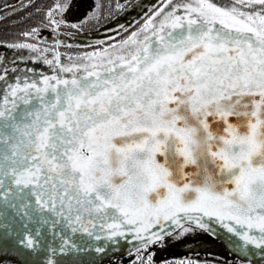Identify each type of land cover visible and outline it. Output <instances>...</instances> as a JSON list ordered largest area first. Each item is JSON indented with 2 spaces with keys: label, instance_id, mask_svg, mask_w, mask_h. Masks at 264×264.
<instances>
[{
  "label": "snow or ice",
  "instance_id": "obj_1",
  "mask_svg": "<svg viewBox=\"0 0 264 264\" xmlns=\"http://www.w3.org/2000/svg\"><path fill=\"white\" fill-rule=\"evenodd\" d=\"M67 8L46 13L55 29ZM111 39L67 62L7 45L54 74L9 82L0 66V200L62 233L131 236L133 264L212 222L264 252V0H161Z\"/></svg>",
  "mask_w": 264,
  "mask_h": 264
},
{
  "label": "rangeland",
  "instance_id": "obj_2",
  "mask_svg": "<svg viewBox=\"0 0 264 264\" xmlns=\"http://www.w3.org/2000/svg\"><path fill=\"white\" fill-rule=\"evenodd\" d=\"M36 2L38 0H35ZM34 1V2H35ZM50 1V0H48ZM53 8L57 3H67L68 8L63 13L54 12V18L57 20L63 19L64 24L59 29H55V25L49 24L48 21H42V26L36 28L38 35L33 38L20 37L15 31L9 32L6 30L3 35L4 38L10 40L16 35V41H0V66H5L9 69L16 68L18 71L10 72L8 78L14 74L19 73L21 70L27 69L25 64H31L33 71L45 72L49 69L47 64H44L39 59L36 53L30 52L27 49L18 50L7 47L8 44L13 42H27L35 43L40 49H49L45 53L49 59H52V50L55 49L62 54V60L67 62L69 55L76 56L84 52L92 51L94 48L106 46L112 43L111 38L119 40L128 35L130 31L139 28L149 15L160 5L161 0H151L154 6L148 7V11L137 21H130L123 28L110 31V37H103L105 45H98L95 40L101 38L103 30L107 27H114L125 22L131 15L135 7H141L145 4V0H55ZM147 1V0H146ZM21 0H1L2 5L0 10L3 9V14L9 13L10 7H20ZM33 2V1H31ZM26 3L27 5H31ZM12 8V7H11ZM52 8V9H53ZM143 14V13H142ZM95 17V18H93ZM71 24L78 25V28L70 27ZM129 24V25H128ZM55 29V30H54ZM121 29H123L121 31ZM4 31V30H3ZM1 37V36H0ZM22 38V39H21ZM92 40V41H91ZM60 42L59 44L57 42ZM94 41V42H93ZM69 45L71 47H69ZM46 66V67H45ZM3 82H0L2 87ZM185 234L184 236H177L173 233L174 238H168L164 242L163 247H153L150 249L155 252L156 264H163L164 261L175 264L180 260H192L196 264H256L263 263L264 261L249 262L244 260L241 256L235 255L226 247L218 236L209 232L204 236L202 230L195 229ZM179 230H177L178 232ZM208 246V247H207ZM136 257V249L127 254L114 253L108 257L104 264H133ZM0 264H17V260H5Z\"/></svg>",
  "mask_w": 264,
  "mask_h": 264
},
{
  "label": "water",
  "instance_id": "obj_3",
  "mask_svg": "<svg viewBox=\"0 0 264 264\" xmlns=\"http://www.w3.org/2000/svg\"><path fill=\"white\" fill-rule=\"evenodd\" d=\"M122 25L108 28L103 32L118 29ZM25 66L27 69L8 78L9 82L16 76L23 78L27 75L38 80L41 75L54 74L50 66L45 72L28 71L34 68L31 67V64H25ZM2 88L3 85L0 89ZM25 212L26 210L22 207L6 206L0 200L1 261L16 259L17 264H94L96 261H100V263L105 261L108 256L114 253H131L140 245V241L131 236L117 237L113 240L103 238L96 240L82 232L76 234L62 233L59 231L60 225H53L52 223V220L56 219L55 217H51L48 223H37L35 218L25 215ZM211 227L214 235L224 239L229 248L239 251L245 257L256 260L264 256V252L253 246H248L244 250L238 248L237 245L243 242L238 237L228 233L219 223L212 222ZM37 232L39 235L36 234ZM29 238L34 240L32 247L26 246L25 242ZM62 238H67L69 243L64 244ZM62 247L63 251H61ZM98 247H103L105 251L97 252L95 249Z\"/></svg>",
  "mask_w": 264,
  "mask_h": 264
},
{
  "label": "trees",
  "instance_id": "obj_4",
  "mask_svg": "<svg viewBox=\"0 0 264 264\" xmlns=\"http://www.w3.org/2000/svg\"><path fill=\"white\" fill-rule=\"evenodd\" d=\"M1 1V0H0ZM33 1V2H31ZM35 0H21L20 2V7H16L14 8L13 6H11L9 9V13L4 14V16L0 15V41H16L18 39H15L16 35L14 36V38L12 37L10 40L7 38H4L3 35H1L2 33L5 34L6 30H9V32L15 31L17 34H19L20 37L21 33L25 32V31H30L33 28H38V26H42V21H48L46 19V13L51 10L53 8V3L56 2L55 0H38L37 2ZM31 5H27L26 7H24V5L27 3H30ZM6 3H0V7L2 5H4ZM155 4H153L151 2V0H145V4L142 5L141 7H135V9L132 11L131 15L125 20L124 24L122 25L123 27L129 23L130 21H137L138 19H140V17H142L144 15V12L146 13V11H148L150 9L151 6H154ZM149 7V9H148ZM1 9V8H0ZM143 13V14H142ZM0 14H3V9L0 10ZM129 25V24H128ZM125 29V28H123ZM121 29V31L123 30ZM4 30V31H3ZM22 39V38H21ZM217 236V235H215ZM220 239V238H219ZM222 242L225 243V240L220 239ZM226 247L229 249V251H231L232 253H234L235 255L241 256L244 260H247L249 262H253V261H264V256L258 258V259H249L247 257H245L244 255H242L239 251L235 250V249H231L229 248L227 245ZM127 254V253H126ZM125 255V254H124ZM109 257V256H108ZM108 257L106 258V260L108 259ZM105 261L101 262L100 261H96L94 264H104ZM264 263V262H263Z\"/></svg>",
  "mask_w": 264,
  "mask_h": 264
},
{
  "label": "flooded vegetation",
  "instance_id": "obj_5",
  "mask_svg": "<svg viewBox=\"0 0 264 264\" xmlns=\"http://www.w3.org/2000/svg\"><path fill=\"white\" fill-rule=\"evenodd\" d=\"M121 24H124V22L123 23H121ZM108 28H110V27H107V29ZM122 28H123V26H122ZM110 37V31H104V32H102V34H101V38H98L97 40H95V42L96 41H100V40H102V38L103 37ZM92 41V40H91ZM94 42V41H93ZM194 226V225H193ZM195 229H196V227H195ZM198 229V228H197ZM198 230H200V229H198ZM204 232V231H203ZM205 234H204V236H206V237H209V236H207L206 234H208L207 232H204ZM208 247V246H207ZM256 264H264V263H256Z\"/></svg>",
  "mask_w": 264,
  "mask_h": 264
}]
</instances>
